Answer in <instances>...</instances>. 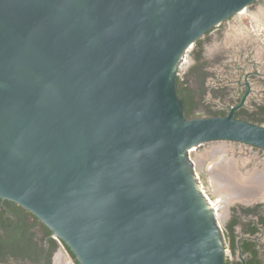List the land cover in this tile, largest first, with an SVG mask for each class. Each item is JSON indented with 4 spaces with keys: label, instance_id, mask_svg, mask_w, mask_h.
Wrapping results in <instances>:
<instances>
[{
    "label": "water",
    "instance_id": "95a60500",
    "mask_svg": "<svg viewBox=\"0 0 264 264\" xmlns=\"http://www.w3.org/2000/svg\"><path fill=\"white\" fill-rule=\"evenodd\" d=\"M255 0H0V198L80 264H224L189 151L264 125L187 118L195 40Z\"/></svg>",
    "mask_w": 264,
    "mask_h": 264
},
{
    "label": "flooded vegetation",
    "instance_id": "af4514ba",
    "mask_svg": "<svg viewBox=\"0 0 264 264\" xmlns=\"http://www.w3.org/2000/svg\"><path fill=\"white\" fill-rule=\"evenodd\" d=\"M257 3L261 6L264 0L252 2L256 7ZM234 15L222 22L230 20ZM237 48L236 57L232 61L235 69L233 81L236 87L233 91L232 102L225 109L222 108L226 113L240 104L243 99L236 109L242 107L254 109V104H247L252 95L254 82L259 83L264 92V70L259 68L264 65V56L257 55L254 47L247 51H243L241 47ZM204 70L207 72V75L205 74L206 84L209 73L206 69ZM258 123L264 125V121H257L256 124ZM189 154L194 161V171L201 190L215 208L216 219L223 236L224 264L226 262L228 264H264V148L236 140H214L195 147L189 151ZM214 180L224 182L223 184L229 187L235 186V188L240 184L247 183V186L251 184L252 192L250 193L253 196L247 199L233 196L225 198L216 191ZM4 232L0 228V234H5ZM61 247L64 248L59 243L56 250ZM56 250L52 254L50 264L54 263ZM252 255H255V259L251 260ZM0 264L30 263L20 262L13 254H10L6 261H0Z\"/></svg>",
    "mask_w": 264,
    "mask_h": 264
},
{
    "label": "trees",
    "instance_id": "16d2710c",
    "mask_svg": "<svg viewBox=\"0 0 264 264\" xmlns=\"http://www.w3.org/2000/svg\"><path fill=\"white\" fill-rule=\"evenodd\" d=\"M215 28L218 26L207 30L202 38L199 37L195 40L191 51H189V56L192 58L191 65L184 73H180L179 69L175 76L176 93L182 101L183 115L187 118L227 114L224 109H218L209 104L203 105V109L200 110L203 92H205V76L207 75L203 62L204 36L208 38V34ZM253 104L255 107L252 110L247 107L236 109L233 112V117L253 123L264 121V104ZM0 201L2 202L0 205V228L5 231V234H0V261H6L8 256L13 254L20 262L50 264L53 252L61 243L73 264H80L67 245L63 241L55 239L52 231L38 217L14 201L2 198ZM254 256L252 255L251 260L255 259Z\"/></svg>",
    "mask_w": 264,
    "mask_h": 264
},
{
    "label": "rangeland",
    "instance_id": "374dc122",
    "mask_svg": "<svg viewBox=\"0 0 264 264\" xmlns=\"http://www.w3.org/2000/svg\"><path fill=\"white\" fill-rule=\"evenodd\" d=\"M254 7H256L254 4L248 5L244 11L236 13L230 20L220 23L218 28L208 34V38L204 36L203 62L204 69L209 74L204 86L205 92H203L200 110L206 104L215 108L219 107L218 109H225L232 102L233 91L236 87L233 81L235 69L232 66V61L236 57L237 47H241L243 51L254 47L257 55L264 56V37L251 30L255 24L264 26V4L260 7L257 6L259 10ZM191 49L185 55L180 73L186 72L192 63V58L189 56ZM259 68L264 70V65ZM251 94L248 105L264 104V92L259 83L252 84ZM61 248L64 250L63 247Z\"/></svg>",
    "mask_w": 264,
    "mask_h": 264
},
{
    "label": "bare ground",
    "instance_id": "6f19581e",
    "mask_svg": "<svg viewBox=\"0 0 264 264\" xmlns=\"http://www.w3.org/2000/svg\"><path fill=\"white\" fill-rule=\"evenodd\" d=\"M221 172V171H220ZM230 174V173H229ZM218 175V174H217ZM216 176V175H215ZM220 176V174H219ZM223 176V175H222ZM225 176V175H224ZM217 178V177H216ZM225 178V177H224ZM233 178V177H232ZM215 179V178H214ZM239 179V178H238ZM222 181V180H221ZM225 181V180H223ZM214 186L216 188V191L223 197L225 198H228V197H241V198H250L252 197V189L250 188L252 185L251 184H248L247 186V183L245 184H240V186H237L235 188V186L233 187H229L228 185L226 184H223L224 182H220L219 180L216 182L214 180ZM230 182H228L229 184ZM253 184V183H252ZM247 187V188H245ZM234 188V189H233ZM234 190V191H233ZM257 192V191H256ZM255 194V193H254Z\"/></svg>",
    "mask_w": 264,
    "mask_h": 264
},
{
    "label": "crops",
    "instance_id": "0c3cea01",
    "mask_svg": "<svg viewBox=\"0 0 264 264\" xmlns=\"http://www.w3.org/2000/svg\"><path fill=\"white\" fill-rule=\"evenodd\" d=\"M258 7H260L259 3H257ZM258 7H256V10H259ZM67 256L68 253L66 250L62 248H58L56 252L54 253V263L53 264H67Z\"/></svg>",
    "mask_w": 264,
    "mask_h": 264
},
{
    "label": "built area",
    "instance_id": "2783aa9c",
    "mask_svg": "<svg viewBox=\"0 0 264 264\" xmlns=\"http://www.w3.org/2000/svg\"><path fill=\"white\" fill-rule=\"evenodd\" d=\"M254 33H258L260 36L264 37V26L263 25H259V24H255V27H252L251 29ZM67 264H73V262L71 261L70 257L67 260Z\"/></svg>",
    "mask_w": 264,
    "mask_h": 264
}]
</instances>
